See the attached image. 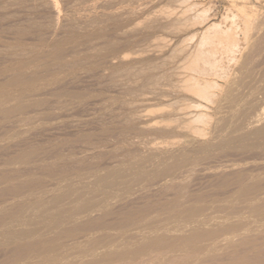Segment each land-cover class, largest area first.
Wrapping results in <instances>:
<instances>
[{
    "label": "rangeland",
    "instance_id": "obj_1",
    "mask_svg": "<svg viewBox=\"0 0 264 264\" xmlns=\"http://www.w3.org/2000/svg\"><path fill=\"white\" fill-rule=\"evenodd\" d=\"M0 264H264V0H0Z\"/></svg>",
    "mask_w": 264,
    "mask_h": 264
},
{
    "label": "bare ground",
    "instance_id": "obj_2",
    "mask_svg": "<svg viewBox=\"0 0 264 264\" xmlns=\"http://www.w3.org/2000/svg\"><path fill=\"white\" fill-rule=\"evenodd\" d=\"M215 26V25H214ZM209 27V26H208ZM211 27H212V25H211ZM204 32H206V31H204ZM207 32H209V31H207ZM207 34V33H206ZM203 39L204 38H202V40H201V38H200V41H203ZM206 39V38H205ZM216 40V43L218 42V43H224L225 44V42H227V43H230V41H233L234 43H237L236 42V39H235V37H234V34H233V32L232 31H217V32H214L213 33V37H211V39L210 40ZM60 41V40H59ZM208 41H209V39H208ZM206 43H207V41H205ZM214 43H215V41H213ZM231 43V44H234V43ZM59 43H61V42H59ZM201 44H203L202 42H200ZM199 43V44H200ZM213 43V44H214ZM56 44V43H55ZM199 44H197V45H199ZM210 44V43H209ZM212 44V45H213ZM219 45V44H218ZM60 46V45H59ZM202 46H204V45H201V47ZM215 46V45H214ZM216 47V46H215ZM199 48V47H198ZM197 50V49H196ZM192 51H193V49H192ZM195 51V50H194ZM205 51V50H204ZM203 51V52H204ZM206 51H208V50H206ZM210 51H213V50H210ZM198 52V51H197ZM203 52H200L199 51V54L201 55ZM212 53V52H211ZM198 54V55H199ZM209 54V53H208ZM199 55V56H200ZM205 55V54H204ZM210 56V55H209ZM208 57V56H207ZM185 58V57H184ZM198 58H200V57H198ZM209 58V57H208ZM211 58V57H210ZM209 58V59H210ZM204 69V68H203ZM179 74V73H178ZM15 76V75H14ZM176 77V76H175ZM177 77H179V76H177ZM193 78H195V77H193ZM190 79H192V78H190ZM18 80V79H17ZM194 82L192 83V86H195L196 84H197V82H196V79H194L193 80ZM10 83V82H9ZM22 83V82H21ZM18 85H19V83H17ZM11 85H12V83H11ZM17 85V86H18ZM21 85V84H20ZM15 86V85H14ZM195 113H197V112H195ZM199 113V112H198ZM197 113V114H198ZM189 113L188 112H184V115H188ZM201 114V113H200ZM200 114H198V115H196L197 117H199L200 116ZM191 115H193V114H191ZM262 132H263V130H262Z\"/></svg>",
    "mask_w": 264,
    "mask_h": 264
}]
</instances>
